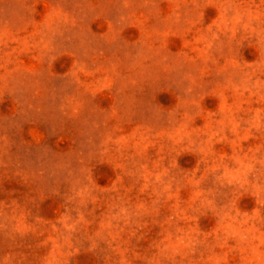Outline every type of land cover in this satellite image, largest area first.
Here are the masks:
<instances>
[{
  "label": "rangeland",
  "instance_id": "1",
  "mask_svg": "<svg viewBox=\"0 0 264 264\" xmlns=\"http://www.w3.org/2000/svg\"><path fill=\"white\" fill-rule=\"evenodd\" d=\"M0 264H264V0H0Z\"/></svg>",
  "mask_w": 264,
  "mask_h": 264
}]
</instances>
